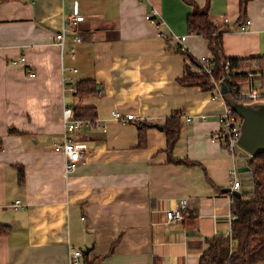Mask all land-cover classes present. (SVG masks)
I'll use <instances>...</instances> for the list:
<instances>
[{
    "label": "crops",
    "instance_id": "1",
    "mask_svg": "<svg viewBox=\"0 0 264 264\" xmlns=\"http://www.w3.org/2000/svg\"><path fill=\"white\" fill-rule=\"evenodd\" d=\"M187 1L0 0V225L10 229L0 237V264H73L71 249L81 251L75 264H198L206 239L230 235L232 197L225 189L235 161L211 142L226 102L178 83L186 66L195 70L190 59L210 55L204 37L188 32ZM190 1L226 29L225 57H264V0L248 3L246 32L237 30L239 0ZM75 6L84 16L82 42L74 45L68 33L62 54L55 34ZM151 7L164 20L162 30L182 42L159 37L144 20ZM20 57L24 63L14 65ZM71 67L77 72L63 73L71 84L62 82L61 68ZM84 80L95 82L94 94L67 91ZM67 99L93 108L92 120L106 129L73 134L85 152L65 177L53 143L63 135ZM116 109L136 119L112 121ZM175 111L191 121L181 116L170 157L163 126ZM16 199L23 208L11 207ZM180 199L188 201L187 218L165 226L164 211Z\"/></svg>",
    "mask_w": 264,
    "mask_h": 264
},
{
    "label": "trees",
    "instance_id": "2",
    "mask_svg": "<svg viewBox=\"0 0 264 264\" xmlns=\"http://www.w3.org/2000/svg\"><path fill=\"white\" fill-rule=\"evenodd\" d=\"M251 0H239L238 26L246 20L247 5ZM191 12L187 16V27L190 34L203 36L207 41V48L210 53V62L213 69L211 74L199 71L197 59H190L191 65L186 66L184 76L178 80L182 86H196L203 91H210L215 88L214 81L223 75L224 64L229 61V76L224 79L232 96H235L234 89L239 83L248 81L246 72L241 68V63L252 58H227L223 51V34L226 32L221 26H216L209 21L207 7H200L193 1L188 0ZM251 22V20H250ZM251 26V24H250ZM249 26V29H250ZM248 29V30H249ZM263 59V56L253 57ZM213 83V84H212ZM258 88L264 91V76L258 77ZM96 92V84L93 80L79 81L75 85L77 96L86 97ZM73 115L76 118L93 119L95 113L93 108L73 107ZM181 111H175L168 118L163 126L166 137V151L172 157V151L180 137ZM170 161H172L170 159ZM176 163H179L176 161ZM253 177L254 191L252 194L243 195L238 199L232 197L231 214L235 219L231 221L230 235L228 237H212L206 239L207 248L199 258L198 264H264V154H259L248 160ZM24 176L21 167H18V184H23ZM244 198H251L244 200ZM10 229L0 225V237L9 234ZM86 264H94L87 263Z\"/></svg>",
    "mask_w": 264,
    "mask_h": 264
},
{
    "label": "built area",
    "instance_id": "3",
    "mask_svg": "<svg viewBox=\"0 0 264 264\" xmlns=\"http://www.w3.org/2000/svg\"><path fill=\"white\" fill-rule=\"evenodd\" d=\"M141 1V0H137ZM144 20L151 26L155 27L158 31V35L160 38L165 40L168 43L179 41L182 42L185 37H176L169 36L163 30L162 26L164 25V20L161 17L159 11L155 7H151L147 13L144 15ZM84 21V16L80 15L77 11L76 6L74 9L66 16L64 25L59 32L55 34V45L59 48L60 52L63 54L65 44H66V35L71 33L73 35L72 43L75 45L77 43L82 42V35L79 28L80 23ZM228 19H222V23L226 24ZM251 22L250 20H246L243 24L238 26V30L242 32H246L249 29ZM75 46H72L69 49V58L71 60L75 59ZM179 49L181 51L184 50L183 46L180 45ZM210 55L202 56L197 59L198 65L200 64L201 69L199 71L206 72L207 74H211L213 66L210 62ZM25 58L20 57L17 60L12 61L14 65L24 63ZM249 61H245L241 63V68L244 72H246V77L249 79L248 83L245 85L238 84L237 88L234 89L237 94L236 99L242 100L243 102H264V91L260 88H255L253 86V77H261L264 76V68L262 70L260 64L264 62V60L253 61L250 65H253L252 69H249L247 63ZM224 72L223 75L218 79V81H214L215 88L213 91L212 99L221 97L219 90V83L223 82L229 76L228 68L229 61H226L224 64ZM257 69H260L257 70ZM67 70L71 73H76V68H61V77L62 82H67L71 84L70 77H64L63 73ZM28 75L30 77L34 76V73L28 71ZM66 90V89H65ZM68 92H75V87L71 86L67 89ZM186 122L191 121V117L185 116ZM202 120H205V115H200ZM136 119L133 113L123 112L120 109H116L111 113V120L118 122L122 125L127 124L130 121H134ZM61 121L63 126V135L60 140L55 141L53 143V149L55 151L60 152L65 161L63 166V174L66 177L68 174L73 172L77 166V164L84 157V144L73 138V134L79 132L84 127H93L94 129L100 130L102 132L105 131L106 125L103 123H97L96 121L88 118H76L73 115V105L66 101H63L61 107ZM219 129L217 132L212 133L211 142L217 143L220 145L228 155H230L235 163L234 166L229 171L230 176V193L233 190H239L241 187V181L239 177V173L236 168V161L238 158V153L241 151V147L238 144V140L241 135V119L236 113L232 111V109L226 104L223 113L218 118ZM248 156V155H247ZM248 158V157H247ZM24 204L21 203L20 200H15L11 207L14 210H19L23 208ZM188 201L187 199H180L176 203L174 207L166 209L164 211V222L165 226L177 224L183 222L188 216ZM235 219V216H232V220ZM81 251L80 250H70L69 259L70 262L75 264L80 260Z\"/></svg>",
    "mask_w": 264,
    "mask_h": 264
},
{
    "label": "water",
    "instance_id": "4",
    "mask_svg": "<svg viewBox=\"0 0 264 264\" xmlns=\"http://www.w3.org/2000/svg\"><path fill=\"white\" fill-rule=\"evenodd\" d=\"M219 90L222 99L241 119V135L238 144L242 150L239 151L236 161L241 187L238 191L231 192L233 197L240 199L243 195L252 194L254 191L252 171L247 160L264 154V102H239L231 95L224 82L219 83ZM225 191L230 192V188ZM250 199L244 198V200Z\"/></svg>",
    "mask_w": 264,
    "mask_h": 264
},
{
    "label": "rangeland",
    "instance_id": "5",
    "mask_svg": "<svg viewBox=\"0 0 264 264\" xmlns=\"http://www.w3.org/2000/svg\"><path fill=\"white\" fill-rule=\"evenodd\" d=\"M261 60H263V59H259V58H253L252 57V59H250V60H247V61H249L248 63H247V66H248V68L249 69H252L253 68V65H250L251 64V62H253V61H261ZM246 61V62H247ZM190 62V61H189ZM260 66H261V68H262V70H263V68H264V62L262 63V64H260ZM257 70H259L260 71V69H257ZM253 80H255V78H253ZM239 84H242V83H239ZM221 96V95H220ZM236 96H237V94L235 93V96H233L235 99H236ZM70 97V96H69ZM222 98V97H221ZM75 100V99H74ZM236 100H238V99H236ZM66 102H68V103H70L69 102V99H67V100H65ZM239 102H243L242 100H238ZM243 103H252V102H243ZM247 162H248V160H247Z\"/></svg>",
    "mask_w": 264,
    "mask_h": 264
},
{
    "label": "bare ground",
    "instance_id": "6",
    "mask_svg": "<svg viewBox=\"0 0 264 264\" xmlns=\"http://www.w3.org/2000/svg\"><path fill=\"white\" fill-rule=\"evenodd\" d=\"M213 84V83H212Z\"/></svg>",
    "mask_w": 264,
    "mask_h": 264
}]
</instances>
